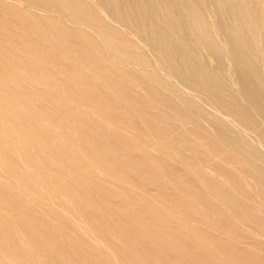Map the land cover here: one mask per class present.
Wrapping results in <instances>:
<instances>
[{
    "label": "bare ground",
    "instance_id": "1",
    "mask_svg": "<svg viewBox=\"0 0 264 264\" xmlns=\"http://www.w3.org/2000/svg\"><path fill=\"white\" fill-rule=\"evenodd\" d=\"M0 264H264V0H0Z\"/></svg>",
    "mask_w": 264,
    "mask_h": 264
}]
</instances>
